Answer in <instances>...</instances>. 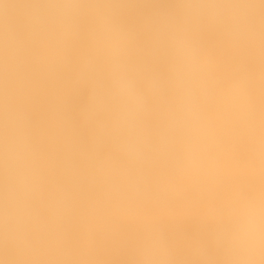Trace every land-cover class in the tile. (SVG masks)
Segmentation results:
<instances>
[{"label": "clouds", "instance_id": "obj_1", "mask_svg": "<svg viewBox=\"0 0 264 264\" xmlns=\"http://www.w3.org/2000/svg\"><path fill=\"white\" fill-rule=\"evenodd\" d=\"M144 3L0 0V264H264V0Z\"/></svg>", "mask_w": 264, "mask_h": 264}, {"label": "bare ground", "instance_id": "obj_2", "mask_svg": "<svg viewBox=\"0 0 264 264\" xmlns=\"http://www.w3.org/2000/svg\"><path fill=\"white\" fill-rule=\"evenodd\" d=\"M172 0H145V3L129 17V22H134L138 13H146L157 7H170ZM79 98L74 100L78 104ZM255 182L249 175L245 162L240 157L226 158L221 164L218 176L204 189V196L213 203H224L237 194H247L253 189ZM199 231L195 221L185 222L179 225L173 235L181 234L192 236ZM114 264H125L128 259L124 251L114 252L111 256Z\"/></svg>", "mask_w": 264, "mask_h": 264}]
</instances>
